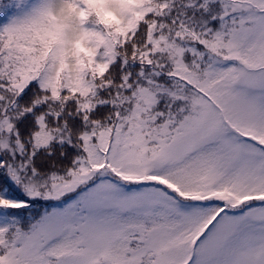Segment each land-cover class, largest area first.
Returning a JSON list of instances; mask_svg holds the SVG:
<instances>
[{"label": "snow or ice", "instance_id": "1", "mask_svg": "<svg viewBox=\"0 0 264 264\" xmlns=\"http://www.w3.org/2000/svg\"><path fill=\"white\" fill-rule=\"evenodd\" d=\"M0 264H264V0H0Z\"/></svg>", "mask_w": 264, "mask_h": 264}]
</instances>
